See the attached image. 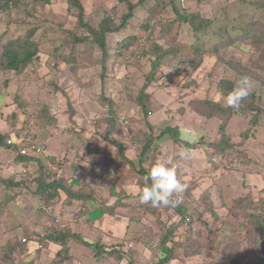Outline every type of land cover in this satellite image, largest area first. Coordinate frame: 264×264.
Returning <instances> with one entry per match:
<instances>
[{
    "label": "rangeland",
    "instance_id": "1",
    "mask_svg": "<svg viewBox=\"0 0 264 264\" xmlns=\"http://www.w3.org/2000/svg\"><path fill=\"white\" fill-rule=\"evenodd\" d=\"M81 1L85 20L94 27L104 16H120L127 10V5L117 6V1ZM163 1L164 6L146 5L151 12L142 20L133 21L138 25L137 34L128 35L129 40L124 39L115 46L116 40L123 37L116 34L119 37L112 40L115 47L108 46L105 61L101 49L91 41L92 34L84 42L75 39L76 32L84 34L87 28L79 29L75 11L69 10L67 0H15L1 11L0 134L18 141V132H28L27 143L39 141L45 144V152L39 154L43 160L47 156H65L62 173L87 178L96 184L99 194L104 195L110 186V177L90 166V161L95 157L106 160L118 155L116 145L102 141L100 132L103 128L98 127L99 121L109 118L110 108L116 119L112 136L126 145L125 153L135 161H138V154L131 145V138L139 131L149 134L151 130L155 137L165 124H175L179 120L184 124L181 126L182 136L192 143L202 138L208 142L217 141L226 132L235 145L229 151L232 162L226 164L225 161L224 165L214 169L204 153L207 143L186 149L178 145L173 148L168 135L158 140L162 158H170L173 152L180 150L191 154L190 159L180 160L179 166H186L190 172L182 177V181L189 184L190 204L195 208L197 219L191 226H178L180 217L172 209L161 211L160 208L159 213L144 216L142 211H137L140 200L135 196L126 204L133 211L127 208L126 213L123 207L124 212H119L123 218L134 216L132 223L130 218V221L125 219L115 223L112 220L115 216L110 214L101 217V220L105 218L104 223L85 222L81 219L82 214L70 205L71 209H63V212L56 206L49 209L50 206L43 205L39 196L32 192L37 185L36 178L25 182V186L31 188L29 191L16 186L7 187L3 181L5 178L10 175L23 177L17 169L20 167L17 161L21 159L16 157V150L0 144V264H155L165 254L160 238H164L167 230L158 226L159 221L166 222V229L170 222L177 225L168 243L175 244L178 249L175 257L166 264H232L230 257L245 260L246 264H257L261 242L250 215L257 213L264 218V33L256 45H252L253 38L234 39L236 35H233L228 41L232 43L230 46L225 44L217 53L207 51L203 58L194 54L191 46L187 47L190 41L187 45L176 44L182 48V56L188 57L185 63L189 66L202 59L195 71L193 68L187 70L186 65L177 64L178 61L173 63L170 56H176L175 53L167 58L164 69L153 70L149 49L157 50V38L165 44L172 33L180 31L188 32L187 36L193 35L194 25L203 24L200 17L194 20V25L176 24L173 19L177 13L171 12L170 7L175 0ZM228 2L237 4L229 6ZM223 6H229L230 19L236 22L244 19L240 15L243 7L237 0H196L189 8L197 12L199 7L202 17H214V24L205 25L201 32L195 30L199 38L202 36V42L195 41L204 48L218 40L219 25L224 23ZM179 7L180 12H184L185 8ZM259 9H255V13L250 12L253 8L249 9L247 18L256 16L264 21V10ZM147 21H152L149 28L146 27ZM263 21H258L262 32ZM147 29L160 37L155 39L152 35L151 40H155L149 42ZM165 34H169L166 40L163 38ZM28 36L39 45L40 51L20 71L12 70L7 66L5 47L12 40L17 47ZM126 40L128 43L123 44ZM173 43H176L175 36L165 45L172 47ZM177 65L181 67L176 68ZM152 74L154 78L149 81L148 76ZM242 77L251 81L249 96L239 108H230L228 114L221 116L227 109L224 106L227 95L221 89L222 85H228V80L235 86ZM142 96L144 104H148L151 110L147 122L157 127L154 131L144 118V109L139 103ZM192 98L196 101L194 111L186 110L183 114L182 106ZM208 101L214 104L209 106ZM110 102H113L112 107ZM255 108L262 112L259 117ZM211 110L215 116L206 115L205 112ZM39 112L41 118H36ZM255 118L258 120L256 125ZM104 124L106 126V121ZM60 142H64L63 149L58 147ZM90 149L95 150V155L90 161L88 159V163L84 159L85 152ZM79 168L82 173L78 172ZM91 168L93 170L89 172ZM138 179L136 176L127 181L128 192H137ZM101 215L99 209L90 212L92 220ZM59 220H65L72 232H78L92 245L72 237L68 240V255L57 256L62 245L41 242V239L47 227ZM100 225L105 229L98 230ZM112 227L114 232L106 231ZM141 233H145V237ZM99 238L108 247L104 255L95 253ZM129 242H134L136 247L129 249ZM121 243L126 251L124 258L108 253ZM22 249L25 250L21 252ZM229 251L239 252L236 253L238 256H229Z\"/></svg>",
    "mask_w": 264,
    "mask_h": 264
},
{
    "label": "trees",
    "instance_id": "2",
    "mask_svg": "<svg viewBox=\"0 0 264 264\" xmlns=\"http://www.w3.org/2000/svg\"><path fill=\"white\" fill-rule=\"evenodd\" d=\"M14 1L15 0H0V12L7 9L10 6V4L13 3ZM67 1L69 5L68 6L69 10L75 11L74 15L77 17L79 29L81 28L85 29V27L87 28V30L85 29L84 34H82L81 32H76L75 39L77 40V42H84L88 40L87 36L92 34L93 38H91V41L95 42L96 45L101 49L102 53L104 54L103 56L104 61L106 60L105 55L108 46L109 45L112 46L111 36L114 35L115 33H119L125 30L128 27L130 20L136 15L137 7L142 5L144 2V0H139L138 2H132L131 0H118L119 3L117 6L121 4L127 5V10L124 11L120 16L117 15H115L114 17L111 15L104 16L98 22L96 27H94L93 25H91L90 22L85 20V8L81 0H67ZM237 1L243 7L242 10L243 14L240 15H243L244 19L239 20L237 22L234 21L233 19H230L228 9L230 6L229 4L233 2H228L227 5L229 6L221 7L222 9H224L223 12L224 23L219 25V29H218L219 33H217L218 40L216 41L215 39L214 42L215 41L216 42L209 48H204L201 45V43L197 42L202 38V36H200L199 38L198 32H201V28H203L205 25L214 24L213 23L214 17L213 18L202 17V15L199 13V7L197 9V12H194L195 11L194 9L189 10V8L187 7L185 8L184 12H182V10L180 12L178 7L181 5V3H179V1L176 2V0L174 1L173 4L170 5L172 9L171 12L177 13L176 18L173 19L176 20V24L180 23L183 25L189 23L191 25H194V20L199 17L203 22L202 25L201 24H199V26L194 25L193 36L195 38L193 43L190 42L189 44L187 39H182L185 42V44H189L193 48L194 54L196 55L199 54L198 56L203 58L205 54H207V51L218 52L221 48L225 46V44H227L228 46L232 44V43H228V41L233 38V35H236L234 36V39L236 37H240L241 39L253 38L251 39L252 45L257 44L258 39L261 38L262 34L264 33V31L262 32L260 28L261 26L260 27L258 26V21H263V20H259L256 16H252L251 19H248L247 15L250 14L247 13H249L250 11L249 9L252 8L254 10L250 12L253 13H255L256 11L255 9L258 8H260L259 10L262 9L264 10V0H237ZM197 2L200 4L202 3V1H197ZM164 3L165 2L163 0H156L152 5L155 7H157L158 5L164 6ZM233 4H237V3H233ZM148 10L150 13L151 12L150 8ZM150 23H152V21H147L148 24L146 26L147 28H149ZM195 30L196 31L198 30V32H196ZM147 32L148 33L150 32V35L148 37L149 42H153L157 37H160L153 34L149 29H147ZM175 34L172 35L171 38L166 42L170 43L171 40H174ZM152 35H155L154 40H151ZM166 35L169 34H165L163 37L164 39ZM127 37L128 36H123L121 38H118L115 42V46L124 39L129 40V38ZM180 39H181V34H180ZM128 40H126L123 44L128 43ZM22 41L23 42L19 43V45L16 47L14 45L15 40H12L5 47L4 54L7 57V66L12 70L20 71L22 67H25L28 63H30L40 51L39 45L35 41L31 40V36L30 37L28 36L27 38H23ZM156 41L159 43L157 45V50L149 49V52L152 53L151 57H152L153 70L160 68L164 69V66H166L165 63H167V58L172 53L176 54V56L174 57L170 56L173 58L172 62L174 63V61H178L177 64H181V63L185 64L187 70L193 68V71H195V68L202 61V59H199L200 62L198 61L197 64L193 65L194 64L193 63L189 66V63L187 64L185 63L188 62L187 60L188 57H186V55L182 56L181 53L182 48L176 46L174 43L172 47H168V46L166 47L164 44L161 43V40L159 38H157ZM191 61H193L192 58ZM180 67L181 66L178 65L176 66V68H180ZM153 78H154L153 74L148 76L149 81H152ZM226 81L229 84L228 85L223 84L221 89L223 90L225 95H228L230 93V90H233L234 83L232 81H228V80ZM144 88L146 89L147 87L144 86ZM194 100L195 99L192 98L186 102L185 106H182L181 111L184 110L183 114L186 110L194 111V104L196 103V101ZM139 103L142 104V107L144 109V118L147 122L149 114L151 113L150 107L148 104L146 105L144 104L143 96L140 97ZM207 103L209 106L214 104V102L212 101L211 102L208 101ZM112 105L113 102H110L109 106L112 107ZM111 109L112 108H110L109 110L110 114H108L109 118H105L104 120L99 121L98 127L103 128V131L100 132V135L103 137L102 141H108L111 144L116 145L119 149L118 155L116 156V158H110L106 160L105 159L102 160L101 158L95 157V159H92L91 161V165L93 167H95L96 169L98 168L100 172H103L104 174L110 177L111 183L110 186H108L107 188V194L104 195L99 194L98 190L96 189L97 188L96 184L93 182H89L87 178H83L81 182H78L77 180H73L75 178L73 177L74 174H72L71 176L63 174L61 167L63 168V165L66 164L65 156L63 158L56 155L47 156L46 160H43V158L37 155L20 156L19 142L14 139L12 140L10 136H5L0 134V144L5 145L6 147L10 146L14 150H16L17 151L16 157L20 158L24 162V165H26V168L28 169L27 173L23 177L16 178L10 175L9 178H5L3 180L6 181L4 183L7 184V187L16 186L29 191L31 188L26 187L25 182L36 178L37 185L32 192L35 195L39 196L38 199L43 201L44 203L43 205H51V204H62V205H70V206L75 205L77 213L80 212L82 214L81 219H83L85 222L94 223V221L90 216V212L93 211L92 208H96V210L99 209L102 211V214L103 213L110 214L112 216H115V218L122 215V214L120 215L119 212H124L123 207L125 208L126 213H127L126 211L127 208L131 209V212L133 211L132 208L130 206H126V204L129 203L128 200L130 201L132 199L131 197L135 196L137 199H139L137 193L144 186V177L147 175L148 169L155 162L157 157L162 158L158 140L159 139L161 140V138H163L166 135H168L172 139V143L174 147L178 145V147L184 146L186 149H191V148L201 147L203 145L202 143H207L205 146V150L208 155V161L212 165V169H214V167L218 168L221 165H224L225 161L226 164L232 162V159L229 157L230 156L229 151L235 148V145L234 142L231 140V138L227 136L226 132H224L222 137L217 141L213 140L208 142L206 141L205 138H202L199 142L197 141L198 144H195L197 142L192 143L188 139H184L182 137V132L180 130V126L177 120L174 122L175 124H171V123L165 124L163 129L160 130V133L155 137L153 136L150 130L149 134H141L139 131L135 137L131 138V145L134 146L135 152H137L138 154L137 155L138 161L132 160L125 153L126 145L123 142L119 141L118 139L114 138V136H112L113 135L112 133L116 128V123H115L116 119ZM255 109H256V115L257 117H259L262 112L261 110H259V108H255ZM229 110L230 108H227L226 111L221 113V116L228 114ZM212 111L213 110L207 111L205 113L207 116L211 115L210 117L215 116L216 114ZM38 116H40L41 118L40 112L38 113V115H36V118H38ZM199 116H201V114ZM104 121H106V126L104 124ZM257 123L258 120L257 118H255L254 125H256ZM147 126H149V128H152L153 131L154 129L157 128L151 122H147ZM22 134H26V133H22L21 131V133L18 132L16 136L20 138ZM223 155H226V157ZM172 158H174V162L179 165V158L177 157V152L173 153ZM188 173L189 171L185 167L183 166L178 167V176L181 181H182V177ZM136 176H139L138 182L136 183L138 185V192L133 194L127 191V186H128L127 181L130 180L132 177H136ZM75 185H78L79 187L75 188ZM187 185H188V189L183 194V203L180 204L178 207L175 208L164 207V206L152 207L150 204H141L139 202L137 211L138 210L142 211V213L145 216L148 213L150 214L159 213L158 211L159 208H160L159 210L161 211H165V210L170 211L172 209L174 213L178 217H180L181 221L178 222L177 224L178 226L179 225L191 226L194 223V221L197 219V214H195L196 211L191 210L192 206L190 204V199H189V196L191 197V194L189 191V184ZM111 198H115L114 201H112ZM91 203H93L94 206L92 208H89V205ZM130 219L131 222L135 220L134 216H130ZM250 220H253L256 223V231H258V240H260L261 242V248H260V253L258 255L257 264H264V218H262L260 214L255 213L250 215ZM165 223L166 222H162V221H159L158 223L159 227L160 226L164 227V231L167 230L164 238L162 239L160 238V246L162 247L163 253L165 254L155 264H166L170 262L175 257L176 250L178 249V247H176L175 244L170 245L168 243L170 241V237L174 235L175 232L174 226L177 225L175 222H170L171 223L170 227L166 229L167 224ZM149 230L150 229H148L147 232H149ZM143 234L145 233H141L142 236H144ZM72 237L77 238L79 241L83 243H87L89 245L91 244L90 242L86 241L83 238V236H81V234H79L78 232L75 231L72 232L68 224H66L65 220H61L60 222L53 221L52 225L50 227H47V229L44 231V237H42L41 242L46 241L49 243H54V244L58 243L62 245V248L57 251L56 255L57 256L61 255L62 257H65L68 255L69 252V247L67 246L69 245L68 240H70ZM124 238H126V241L128 240L127 235ZM123 245L124 243L113 246L108 253L118 258L121 257L124 258V254L126 251L123 249ZM95 246L98 249L95 252L97 253V255L98 254L104 255L106 253L105 251L108 248L103 242H101L100 238L98 239V242H96ZM23 250L25 249H22L21 252H23ZM236 253L239 252L236 251L228 252L229 256L234 255ZM6 256H9V254H7ZM236 256L238 255L236 254ZM230 259L232 260L231 262L232 264H246V262H244L245 260H241L240 258L236 259V257H230Z\"/></svg>",
    "mask_w": 264,
    "mask_h": 264
},
{
    "label": "clouds",
    "instance_id": "3",
    "mask_svg": "<svg viewBox=\"0 0 264 264\" xmlns=\"http://www.w3.org/2000/svg\"><path fill=\"white\" fill-rule=\"evenodd\" d=\"M251 87V81L247 77H242L236 82L233 90L224 98V106L232 109L239 108L241 102L249 96ZM177 157L183 161L190 159L191 154L188 151L180 150L177 153ZM20 161L22 162V160ZM178 167L179 165L174 162L172 157H157L144 177V186L139 192L137 190L140 203L150 204L152 207L164 206L172 208L182 204L183 194L187 191L188 185L179 179ZM51 205L55 206L54 204ZM135 247H129V249Z\"/></svg>",
    "mask_w": 264,
    "mask_h": 264
},
{
    "label": "crops",
    "instance_id": "4",
    "mask_svg": "<svg viewBox=\"0 0 264 264\" xmlns=\"http://www.w3.org/2000/svg\"><path fill=\"white\" fill-rule=\"evenodd\" d=\"M114 1H117V3H119V1L118 0H110V2H114ZM132 1V0H131ZM139 1V0H138ZM138 1H136V2H138ZM154 1H156V0H144V2H143V4L142 5H140V6H138L137 7V9H136V15L130 20V23H129V25H128V27L125 29V30H123V31H121V32H119V33H115L114 35H112L111 36V41L113 40H115V39H117V37H119V36H116V34H118V35H121V36H128V35H130V34H137V27H136V25L137 24H135V23H133V21L135 20V19H137L138 18V20L140 21L141 19H143V18H145L146 16H147V13L149 14V8L147 7L146 8V5H152L151 4V2H153V4H154ZM179 1V3H181V5L184 7V8H190L192 5H193V3H194V1H196V0H176V2H178ZM132 2H134V1H132ZM115 3V2H114ZM138 26V25H137ZM176 33V32H175ZM175 33H173L172 35H174ZM187 33L188 32H180L179 31V33L178 34H175V36L177 37V40H176V43H175V45L176 44H178V45H182V44H185V42L182 40V39H187L188 40V42L190 41L191 43H193L194 42V36L192 35V34H188V36H187ZM180 34H181V39H180ZM189 37V38H188ZM179 42V43H178ZM199 42H202V40H199ZM167 42H165V44H166ZM164 44V45H165ZM187 45V44H186ZM166 46V45H165ZM177 46V45H176ZM190 45H187V47H189ZM179 47V46H178ZM196 115V114H195ZM177 121H179V120H177ZM178 123H180L179 124V126H180V130H181V126H183L184 124H183V122H181V121H179ZM181 132H182V130H181ZM183 137V136H182ZM184 138V137H183ZM184 139H186V138H184ZM63 146H64V142H60L59 143V145H58V147H59V149H63ZM173 148H174V146H173ZM95 150H92V149H90V150H88L87 152H85V156H86V158L84 159V161L85 162H88V159H89V161H90V157H93L94 155H95ZM174 153V152H173ZM204 153H206V152H204ZM173 156V155H172ZM179 162H180V160H179ZM89 163V162H88ZM90 164H91V161H90ZM90 166H92V165H90ZM186 167V166H185ZM17 169H19V167H17ZM187 169V168H186ZM93 170V168H91V170H89V172H91ZM78 172H80V168H79V170H78ZM80 173H82V171L80 172ZM190 173V172H189ZM189 173H188V175H189ZM73 177H75L73 180H77L78 182H81V180H82V177H80V176H78L77 174H75ZM77 186V187H76ZM79 186L78 185H75V188H78ZM55 206H56V208H58V210H61V212H63V209L64 210H67V208H69V209H71V208H76V206L75 205H73L71 208H70V206L69 205H62V204H54ZM89 208H92V206H91V204L89 205ZM93 210L94 209H96V208H92ZM75 210V209H74ZM105 214L106 213H103L100 217H98L97 219H95V220H93L95 223H97V222H99V224L101 223V222H103L104 223V220H105V218L104 219H102L101 220V217H103V216H105ZM124 216H119V217H117V219L116 218H113L112 220H114L115 221V223L117 222V221H119V223L120 222H122V221H125V219H128V221H130V219H129V217L128 218H123ZM111 223H112V221H110ZM132 223V222H131ZM112 226H115L114 224H111ZM128 225V224H127ZM102 229H105L102 225H100L99 226V228H98V230H102ZM107 230V232H114V228L112 227V228H106ZM104 232H105V230H103ZM50 244H52V245H54L53 243H50ZM46 245H47V243H46Z\"/></svg>",
    "mask_w": 264,
    "mask_h": 264
},
{
    "label": "built area",
    "instance_id": "5",
    "mask_svg": "<svg viewBox=\"0 0 264 264\" xmlns=\"http://www.w3.org/2000/svg\"><path fill=\"white\" fill-rule=\"evenodd\" d=\"M29 137L28 132L26 134H22L20 136V138H18V142H19V147H20V151H19V155H39L41 153H43L46 149L45 144L41 143V142H28L27 143V138ZM17 164H19V175L24 176L27 173V168L24 165L23 161H17ZM53 205H51L49 207V209H52ZM191 210H193V207H191ZM25 240V239H24ZM129 247H135V244L133 242H130Z\"/></svg>",
    "mask_w": 264,
    "mask_h": 264
}]
</instances>
